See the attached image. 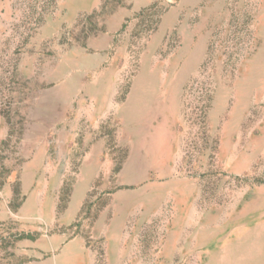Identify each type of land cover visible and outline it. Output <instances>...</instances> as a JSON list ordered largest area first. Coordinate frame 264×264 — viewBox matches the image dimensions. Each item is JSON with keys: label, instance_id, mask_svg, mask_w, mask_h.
<instances>
[{"label": "rangeland", "instance_id": "obj_1", "mask_svg": "<svg viewBox=\"0 0 264 264\" xmlns=\"http://www.w3.org/2000/svg\"><path fill=\"white\" fill-rule=\"evenodd\" d=\"M261 199L264 0H0V264H264Z\"/></svg>", "mask_w": 264, "mask_h": 264}, {"label": "bare ground", "instance_id": "obj_2", "mask_svg": "<svg viewBox=\"0 0 264 264\" xmlns=\"http://www.w3.org/2000/svg\"><path fill=\"white\" fill-rule=\"evenodd\" d=\"M254 199H255V198H254ZM254 199H253V200H254ZM261 200H264V199H261ZM253 202H254V201H253ZM256 202H257V201H256ZM251 205H252V204H251ZM246 207H248V206H246ZM246 207H245V208H246ZM256 207H257V206H256ZM253 208H254V207H253ZM248 209H249V208H248ZM250 209H251V208H250ZM250 209H249V210H250ZM256 209H257V208H256ZM250 211H251V210H250ZM256 211H257V210H256ZM248 212H249V211H248ZM263 212H264V211H263ZM249 213H250V212H249ZM247 214H248V213H247ZM262 214H263V213H262ZM244 215H245V214H244ZM261 216H262V215H261ZM263 216H264V215H263ZM261 218H262V217H261ZM262 224H263V223H262ZM257 225H258V224H257ZM237 227H238V226H237ZM258 228H259V227H258ZM258 228H257V229H258ZM261 228H262V227H261ZM261 228H260V229H261ZM239 230H240V228H239ZM251 230H252V229H251ZM254 230H256V229H254ZM254 230H253V231H254ZM240 231H241V230H240ZM239 234H240V233H239ZM243 236H245V235L243 234ZM238 237H239V236H238ZM263 237H264V236H263ZM243 238H244V237H243ZM236 239H237V238H236ZM237 240H238V239H237ZM240 240H241V238H240ZM235 241H236V240H235ZM242 241H244V240L242 239ZM238 242H239V241H238ZM242 243H245V242H242ZM229 244H230V243H229ZM231 245H232V244H231ZM237 245H238V244H237ZM240 247H241V245H240ZM246 248H247V247H246ZM236 249H238V248H236ZM245 250H246V249H245ZM248 252H249V251H248ZM236 253H237V252H236Z\"/></svg>", "mask_w": 264, "mask_h": 264}]
</instances>
